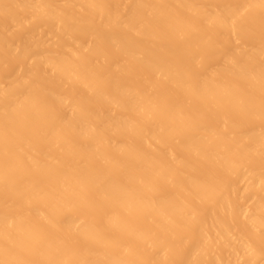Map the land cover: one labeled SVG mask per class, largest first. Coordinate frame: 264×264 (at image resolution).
<instances>
[{
  "label": "bare ground",
  "instance_id": "bare-ground-1",
  "mask_svg": "<svg viewBox=\"0 0 264 264\" xmlns=\"http://www.w3.org/2000/svg\"><path fill=\"white\" fill-rule=\"evenodd\" d=\"M0 264H264V0H0Z\"/></svg>",
  "mask_w": 264,
  "mask_h": 264
}]
</instances>
